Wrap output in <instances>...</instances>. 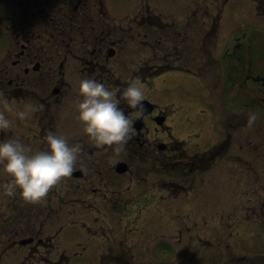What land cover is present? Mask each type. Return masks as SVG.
Listing matches in <instances>:
<instances>
[{"label":"flooded vegetation","instance_id":"af4514ba","mask_svg":"<svg viewBox=\"0 0 264 264\" xmlns=\"http://www.w3.org/2000/svg\"><path fill=\"white\" fill-rule=\"evenodd\" d=\"M244 1L0 0V93L17 110L43 105L27 121L9 115L13 126L0 132V141L19 137L35 153L51 132L84 148L72 176L40 204L0 189V264H164L162 244L180 220L171 214L166 225L159 197H180L184 185H197L213 165L220 175L215 179L246 163L254 172L264 168V0H247L254 17L245 22L252 25L247 34L240 29ZM213 58L222 68L218 139L204 150L191 139L171 143L169 133L192 121L168 125L174 115L163 83L168 77L174 88L181 81L187 92H197L199 59L211 68ZM136 76L144 86V116L134 119L123 152L97 149L75 119L79 82L89 78L123 89ZM250 111L258 114V137L242 145V135L229 132L235 127L230 121L239 131ZM214 178H207L209 196ZM5 180L0 172V184ZM257 210L264 213V198ZM203 242L197 232L190 236L189 255ZM206 244L214 264H244L243 246L235 243L230 251L224 234H211Z\"/></svg>","mask_w":264,"mask_h":264},{"label":"clouds","instance_id":"9594fccd","mask_svg":"<svg viewBox=\"0 0 264 264\" xmlns=\"http://www.w3.org/2000/svg\"><path fill=\"white\" fill-rule=\"evenodd\" d=\"M134 72L139 69L131 65ZM144 86L139 76L131 79L126 87L109 89L103 83L85 78L79 82L75 119L82 125L88 140L97 148H112L117 154L125 150V145L134 133V119H141L145 113ZM0 132L10 130L13 120L9 115L21 121L31 119L32 115L43 109L26 104L22 110L13 107L0 93ZM125 105L131 116L125 114ZM258 119L256 112L250 111L247 126L253 127ZM42 143L43 150L32 153L19 137L0 141V172L6 180L0 184L7 197L18 196L27 204H40L49 192L60 185L75 171L78 157L84 153L80 143L69 144L68 140L49 132Z\"/></svg>","mask_w":264,"mask_h":264},{"label":"rangeland","instance_id":"374dc122","mask_svg":"<svg viewBox=\"0 0 264 264\" xmlns=\"http://www.w3.org/2000/svg\"><path fill=\"white\" fill-rule=\"evenodd\" d=\"M246 1L247 0H245L243 3L245 10L244 15L240 17V22L242 21V26L240 29H244L245 33L247 34L246 28L251 27L252 25H247L245 22L250 20V18L254 19V17L249 14L251 4L248 1L246 4ZM114 9L117 10L118 7L114 6ZM260 22L264 23V20ZM255 23V27H258L259 22L255 21ZM241 32L242 30H240L239 33L241 34ZM219 33L223 36L226 35L223 28L219 30ZM248 59L249 58H245L246 66H249ZM220 61V58H213L212 67L207 68L206 63L199 59L197 67H200L199 69H201V72H196L193 83V87L197 85V92H193V90L191 92H187L188 88L185 89L184 85L183 88L181 87V81L179 82L180 87L178 89L174 88V80L169 79L168 77H166L167 80L164 83L159 82L157 79L154 80V83H158V86L163 83V86L168 89V92L164 95V99L167 100L166 104L168 106H166L168 113L173 112L174 115L172 117L173 121L169 122L168 125L174 126V123L177 119L184 120L188 119V117L189 120L192 121V125L190 127H188L186 124H182L180 125L179 131L177 128H174V132L169 133L171 137L173 135L172 139H170L171 137L167 136L168 138L166 140L170 139L171 143L177 144L180 141L191 139L192 141H197V147L199 150H204L208 145L211 144V142L218 139V128L221 119L220 115L222 113V106L220 105L221 100H219V92L222 89V68L220 70ZM247 85L253 86L251 83H248ZM217 94L219 98L214 100V97ZM246 134L250 136L249 134H251V132ZM196 136H200V138L194 139ZM244 136L246 135L244 134ZM251 136L253 135L251 134ZM251 139L254 140L253 137L248 139V145L251 144ZM244 145H247L246 141L244 142ZM243 167L244 170L237 171L236 173L232 174L229 180L222 179L218 183L212 184V197H205L204 199L208 203L205 207L206 209L204 207H200L205 206V202L201 201L200 198H197L195 202H192V197H196L195 193L198 194L199 192H203L201 188H203L204 185L198 186L199 184L193 186L184 185L182 187L184 190L182 189L178 192L180 197H177L176 199L174 197H164L163 199L159 197V209H164L166 212L169 210L171 211L170 213L178 216L179 218H184V216H187L188 214H201L202 219L211 221L212 216H215L214 222L217 220L234 223L237 227L238 221L242 217L243 212H251L253 209L251 206L253 203L258 201V199L255 200L254 197H250L253 190L252 188L254 187V181L250 175L253 176L255 172L249 168L247 163L244 164ZM229 168H231V166H229ZM254 190L256 192V188H254ZM260 192L263 193L264 190L261 189ZM164 194L167 195L166 192H164ZM221 207L228 208L222 209ZM219 208L220 210H217ZM164 210L163 214H165ZM229 211H233V213H229ZM227 214L231 215V217L227 218ZM203 216H206V218ZM230 227L224 226L223 229L229 230ZM261 227H264V218L260 219L257 231H247L248 235L244 237L246 242H252L251 246L254 250L259 246L260 249L258 252L260 253L264 251V231L261 230ZM236 231L237 230L233 227L232 232ZM244 245L246 248V255H251L252 252L250 250V245L245 243ZM260 261L262 262L264 260L260 258Z\"/></svg>","mask_w":264,"mask_h":264}]
</instances>
